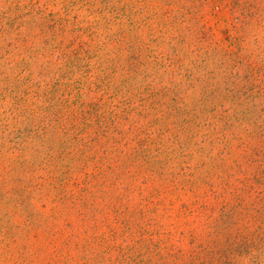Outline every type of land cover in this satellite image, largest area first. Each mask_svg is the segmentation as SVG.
Here are the masks:
<instances>
[{
	"label": "rangeland",
	"instance_id": "374dc122",
	"mask_svg": "<svg viewBox=\"0 0 264 264\" xmlns=\"http://www.w3.org/2000/svg\"><path fill=\"white\" fill-rule=\"evenodd\" d=\"M0 264H264V0H0Z\"/></svg>",
	"mask_w": 264,
	"mask_h": 264
}]
</instances>
